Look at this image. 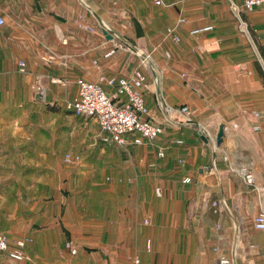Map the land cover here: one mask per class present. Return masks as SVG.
<instances>
[{"label":"crops","instance_id":"obj_1","mask_svg":"<svg viewBox=\"0 0 264 264\" xmlns=\"http://www.w3.org/2000/svg\"><path fill=\"white\" fill-rule=\"evenodd\" d=\"M155 1L0 0L5 19L0 27V118L14 117L17 107L30 112L37 106L54 105L58 112H45L63 120V105L75 98L79 80L97 83L113 96L119 79L139 71L148 84L143 97L149 120L162 125L160 113L164 111L153 79L154 70L164 67L168 72L161 97L172 105L189 106L193 121L165 128L166 133L152 145L122 147L127 158L118 159L117 164L108 159L102 169L104 179L95 169L86 181L85 194L76 189L80 177L75 174L37 178L32 168H19L18 178L14 174L12 181L21 182L22 187L13 185L7 196L25 202L12 201L4 209L0 207V232L10 241L26 238L30 261L17 264H102L109 254L126 259L132 253L126 243L137 237L139 230L141 239L150 231L151 255L142 240L133 251L141 254L142 264H215L214 247L233 257L235 264H264V232L254 228L258 202L223 159L224 153H239L251 164L257 182L264 185V81L258 72L259 78L250 69L242 72L238 94L223 101L195 88L214 85V80H174L177 49L169 39V30L177 29L183 37L207 26L209 1L213 0H159L162 5ZM221 1L241 6L245 0ZM246 18L264 53V4ZM179 20H183L181 25ZM134 49L155 57L149 66L151 76ZM203 50L207 55L206 46ZM183 53H190V48L183 47ZM260 66L264 72V62ZM174 90L182 91L181 97L173 95ZM36 94L43 98V105ZM125 101L120 98L117 102ZM220 125L224 137L216 146ZM43 128L45 131L42 127L0 125V150L10 151L7 158L0 157V166L10 170L12 166L40 164L28 158L32 147L53 144L48 131L55 134V143L63 140L62 127ZM203 129L207 143L200 133ZM21 145L28 157L16 159ZM159 150L164 151L163 158L157 156ZM185 179L190 183H184ZM156 188L160 196L155 194ZM215 202L219 204L217 214L213 213ZM1 216L6 221L2 226ZM67 239L77 249L75 257L64 248Z\"/></svg>","mask_w":264,"mask_h":264},{"label":"rangeland","instance_id":"obj_2","mask_svg":"<svg viewBox=\"0 0 264 264\" xmlns=\"http://www.w3.org/2000/svg\"><path fill=\"white\" fill-rule=\"evenodd\" d=\"M231 3L233 2L226 1L225 3L224 1L221 0L209 1L210 4L208 6L209 21L206 25L212 26L213 29L207 34H204L199 37H194L192 35L191 36L185 35L182 37L180 35V32L177 31L176 29L175 34L177 39L174 40L173 37L169 38L177 49L175 59H176V65L178 66L177 69L175 68L177 73L174 75V80L182 82L183 80L188 79L190 77L191 78L203 77L206 79L214 80V85L213 84L211 86L198 85V87L195 88L199 90H206L207 93L205 94L207 96L212 97V95L214 94L216 98H219L223 101L234 99L235 95L238 94L237 81H239L242 72H249L250 69V71L254 74V76L256 78H259L255 68L256 63H258L259 65L260 64L263 65L258 49L249 32L248 24L241 18L242 14L245 15V17H247V14L251 12H246L240 7H238L237 10H233ZM0 14H1L0 16L4 15L3 13ZM236 15H238L240 20L246 24L247 27L245 32L242 31L243 27L241 26V23L239 19L236 17ZM146 45L149 46L147 40H146ZM205 46L208 49L207 55L203 54L204 52L203 47ZM183 47L187 49L190 48V53H183ZM137 50L142 55L149 56V63H152L151 59H153L154 56L151 53H144V52H140L139 49ZM165 59L166 60L168 59L167 55H165ZM189 60L191 61L190 65L192 64L191 68L187 66V64H189ZM150 69L149 66H147L146 64V68L144 69V71L150 73L151 71ZM166 72H168V69L164 67L163 68L160 67L159 69H156V77L159 80L157 84L155 83V78L154 79L152 78L154 82L153 85L155 84L157 86L158 91L160 93L162 92L163 88H165L164 79ZM247 75L250 76L249 74ZM212 91H214V93ZM172 93L177 97L179 96L181 97L182 91L174 90ZM42 99L40 100L36 99L39 105H43L44 102ZM163 100L166 102L165 98H163ZM160 101H161L160 103L163 106L164 102L161 99ZM167 104L173 108H180L186 106L190 111V116L192 119V111L189 106L183 105V103L181 105L179 104L172 105L169 103ZM63 106H64L63 107L64 110L62 111L61 114L62 117L64 118L63 119L64 121L61 120V118L59 119L58 117L56 119H53L54 117L52 115H49L45 112L46 110L44 106H37L31 108L29 109L30 112H28L27 110L21 111L22 109L17 107L16 114L14 117L10 116L9 118H0V125H6L16 128L17 127L20 128L24 126L25 127L29 126L32 128L42 127L43 130L41 131H45L43 127L54 128L56 126H59L62 127L63 129L62 130L63 140L61 143L56 142L57 145H55L56 140L53 141L55 139V134L54 133L51 134V132L49 134L48 131V137L50 138L53 137V139L51 140V143L53 142V144L51 145L48 144V146H41L40 148L32 147L31 152L30 151L28 152L29 157L28 154L24 152L23 145H21L20 147L17 146L18 150H16L14 155L16 159L28 157L32 161H37L40 164L33 165L32 167L12 166L10 167V170H8L9 167L0 166V190H1L0 207L1 208L4 209L5 206H7L8 204L11 205L12 201L14 202L20 201V203L25 202V200L22 199L21 197L11 198L7 196L8 188L12 189L13 185H15L16 187L19 186L20 189L22 187L21 182L12 181L18 178L20 174L19 168L22 169L32 168L33 169L32 173L35 174L37 178L41 176L50 179V176L51 175L53 176L55 173H63L64 176L75 174L77 177H80V183L78 184V186L75 187L76 189L81 190V192L85 194V191L87 190L86 186L88 185V182L86 181L91 179V175L92 173H94L95 169L102 172V169H105L104 163L107 162L108 159L109 161H111V163L117 164L118 159L121 158L124 159L125 155L128 156L127 154L124 153L122 147H118V145L115 146L110 144L106 135L103 134L100 127L94 120L90 118H80L77 116H72L71 115L72 112L67 110L65 105ZM58 107L62 109L61 106ZM147 110H148L147 119L149 120L148 107ZM160 115L162 116L163 124L162 125L156 124V125L161 126L165 130V133H166L165 128H170V126L172 125L177 127L181 125L180 119L176 114L167 115L163 112V114L160 113ZM64 116H67L68 118H65ZM16 136L18 137V135ZM33 136L37 137L38 133L35 132ZM209 142H213V141L211 140ZM9 153L10 151H8L7 149L2 150L1 148L0 157L7 158ZM67 153L79 154L81 156V163L79 165H66L63 162V158ZM95 163L97 165H94ZM9 174L10 175L12 174V176H10ZM14 174L16 175V177H14L15 179L12 178ZM102 177L103 179L105 178L103 172H102ZM82 179H84L85 182H82ZM70 187L71 186H69V189ZM83 193H81L80 195H83ZM5 224L6 221H4L3 217L1 216V226ZM65 229H69V228L67 227ZM140 233L141 231L139 230L137 231L138 234L137 237L135 238L131 237L128 239V243H126V245L130 250L129 252L132 253L128 257H126V259L125 258L123 259V255L121 257L119 255L114 256L113 254H109L113 256H111V258L109 259L107 258L109 257V255H106L105 257L106 259L103 260L101 263L126 264L128 263L129 260L133 258V255L141 256V254H139L138 252L133 253V251L137 250V248L139 247L141 240L147 254L151 255V252L149 250L150 231L148 234L145 233V237L143 239H141ZM0 235H5L7 237V241L9 243L10 249H13L17 242L26 240V238H20V239H13L11 240L12 241L11 242L10 238L4 232H0ZM70 240L71 239H67V242L64 243V248L68 250L71 257L73 256L75 257L77 251L75 255H72L71 250L75 249L76 247H74L71 244ZM25 249H26V245L24 247V252ZM91 250L95 251L94 249ZM213 252H215L216 255L215 264H217L218 259L221 256H225V255L221 254L217 247L213 248ZM0 254L2 255V257H4L3 264H6L7 259L5 258V255L2 253ZM27 257L29 258L28 255ZM29 261L30 260L27 261L25 260L22 262H29Z\"/></svg>","mask_w":264,"mask_h":264},{"label":"built area","instance_id":"obj_3","mask_svg":"<svg viewBox=\"0 0 264 264\" xmlns=\"http://www.w3.org/2000/svg\"><path fill=\"white\" fill-rule=\"evenodd\" d=\"M156 5H162L161 1H155ZM232 4L233 10H237L238 7L242 8L246 12H252L255 8H258L264 4V0H245L241 6ZM242 31L245 32L246 24L243 23L238 15ZM183 20L178 21V25H181ZM5 24V20L0 16V27ZM212 26H205L201 28L193 29L190 35L197 36L202 33H208L212 31ZM169 34L177 39L175 30H169ZM114 53V49L109 51L105 56L109 57ZM133 53L140 58V63L144 66H152L149 63V56H144L137 49L133 50ZM152 60V59H151ZM19 67L23 70L24 63L20 62ZM155 73V83H158V78ZM114 81H110V84H114ZM116 92L113 96H108L101 85L84 80L77 82V92L74 99L66 103V109L71 111L75 116L80 118H90L94 120L101 131L106 134V137L110 143L116 144L120 147L126 145H143L144 143H153L165 134V130L156 124L151 123L147 119V106L143 97V91L148 87L145 76L135 71L129 78L119 79L116 82ZM120 98L126 99L125 102L119 104ZM159 98L164 102L163 111L167 115L176 114L182 125L192 124L190 111L186 106L180 108H173L168 105L159 92ZM200 128V127H199ZM204 131V129H203ZM200 130L207 141V135L205 131ZM128 138H130L128 140ZM159 158L164 157V152L159 150L157 153ZM224 161L227 163L228 169L233 172L240 181L251 189L255 199L258 202L259 211L254 218V228L259 232H264V185L257 182L256 177L252 171L251 164L242 157L239 153H224ZM63 162L66 165H78L81 159L78 155L67 153ZM189 179H185L184 183H189ZM157 196L161 195L160 189H155ZM213 213H218L219 204L217 202L212 203ZM25 241H19L16 243L13 249L9 248V243L5 235H0V253L5 255L6 264H17L22 261H27L29 258L24 252ZM71 254L75 255L76 250L72 249ZM128 264H142L138 256H134ZM217 264H235L233 257L221 256Z\"/></svg>","mask_w":264,"mask_h":264},{"label":"trees","instance_id":"obj_4","mask_svg":"<svg viewBox=\"0 0 264 264\" xmlns=\"http://www.w3.org/2000/svg\"><path fill=\"white\" fill-rule=\"evenodd\" d=\"M241 18H242L245 22H247V18L245 17V15L242 14V15H241ZM249 32H250V34H251V36H252V38H253V40H254V43H255V45H256V47H257V49H258V52H259V54H260V56H261V59H262L263 62H264V53L262 52L261 47L258 45V41H257L256 37L254 36L252 30L249 31ZM255 68H256L257 72L259 73V76H260V77L263 79V81H264V72H263L261 66H260L258 63H256V67H255ZM45 110H46L47 112H49V113H54V112H58V111H59V109L56 108L54 105H45ZM70 112H71V111H70Z\"/></svg>","mask_w":264,"mask_h":264},{"label":"water","instance_id":"obj_5","mask_svg":"<svg viewBox=\"0 0 264 264\" xmlns=\"http://www.w3.org/2000/svg\"><path fill=\"white\" fill-rule=\"evenodd\" d=\"M103 34L105 35L106 39H108V40L111 39V36L108 34L107 31L103 30ZM36 99L37 100L41 99L38 94H36ZM223 129H224L223 125H220V127L218 128V132H217L216 137H215V145L216 146H219L223 141V137H224ZM202 139L205 143L208 142L207 139L203 135H202Z\"/></svg>","mask_w":264,"mask_h":264}]
</instances>
